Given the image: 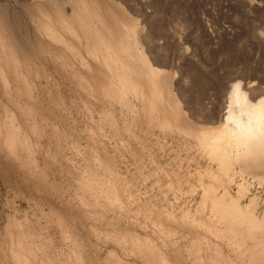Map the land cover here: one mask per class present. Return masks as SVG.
I'll use <instances>...</instances> for the list:
<instances>
[{"label":"rangeland","instance_id":"374dc122","mask_svg":"<svg viewBox=\"0 0 264 264\" xmlns=\"http://www.w3.org/2000/svg\"><path fill=\"white\" fill-rule=\"evenodd\" d=\"M82 1L84 11L79 0H0V47L10 42L21 61L15 76L3 60L0 119L11 111L22 134L14 157L0 149V264L21 256L69 264L73 251L87 264L110 252L128 264L253 263L262 249L242 233L231 241L212 197L242 206L255 197L264 219V173L218 172L188 132L227 122L236 83L259 97L247 87L264 85V0ZM38 8L75 30L76 38L64 29L63 37L80 43L82 59L40 33ZM122 13L137 23L150 63L166 71L155 111L141 97H110V72L89 54L98 45L143 83L141 61L121 46ZM137 239L145 248L133 253Z\"/></svg>","mask_w":264,"mask_h":264},{"label":"bare ground","instance_id":"6f19581e","mask_svg":"<svg viewBox=\"0 0 264 264\" xmlns=\"http://www.w3.org/2000/svg\"><path fill=\"white\" fill-rule=\"evenodd\" d=\"M78 3L80 9L83 10V1L79 0ZM36 10L40 20V26L42 28L40 33L43 32L46 36H48V37L45 36V38H48V40L50 38L51 42L53 41L54 43L62 44V45L69 43V39L68 42H66V39L64 38L65 36L63 37L64 35L63 29L68 33V35L70 34L69 37H71V39L77 37L75 30H73V28L69 26L67 27L64 26L63 29H60V27L62 26L60 27L58 26L54 18L47 10L43 8H38ZM116 23L118 24L119 28L123 31V37L121 38V46L123 47V50L126 51L128 59L131 60V58H135L141 61L140 66L141 69L143 70L142 73L146 76V78L144 77L143 83H141L139 79H136L130 73V71L127 69V66H123L122 69L121 68L116 69V66L118 65L113 63L114 62L113 54L110 52L102 51V49L99 48L98 45H95L93 49L89 52V54L92 58H96L98 60L101 59L102 65L106 67L110 72V77L112 79L111 86H109L110 88L108 89V95L110 97L122 102L125 101L127 95H133L134 98L136 96L141 97L145 101L147 107L155 111L159 107V101H160L159 99L161 97L160 85L163 79L165 78L166 71L153 66L145 56L143 49H141L138 46L139 43L137 38L138 28H137V23L135 21H133L132 19H130L129 17L125 16L122 13V16L116 18ZM71 41L73 44V40ZM72 44H68L69 46L68 45L65 46L61 45V46L62 47L67 46L66 48L69 47L70 48L69 50L71 52L72 51L75 52V53L73 52L75 56L78 55L77 57H80L81 56L80 51L79 49H77L80 47V43H78L79 45H77L79 47H76L75 45ZM3 48L4 47H0V60H2L1 64L3 63L4 60L6 63H8V65L9 63L10 65H13L12 68H14L15 71L14 69L12 70L15 73V76L16 75L19 76L20 74L18 75L16 71L21 73L19 67L21 61H19L16 57L14 46H12L9 42L7 51L3 50ZM3 64L0 65V75L3 74L4 72L2 71L4 70V68L2 67ZM88 66L86 64V68ZM21 77L20 78L16 77V78L21 79ZM254 85H255L254 83H251L250 85H248V87L246 86L250 93L249 96L250 98H253L255 94H259L258 95L259 97L257 99H254V101H252L253 99L250 100L247 97V93L240 89V85L238 83L234 85L233 91L231 95L228 97L229 101L227 107L228 108V115L226 118L227 122L223 126H208V127L203 126L200 127L199 129L188 132L199 140V142L206 149L210 157L218 161L219 163L218 172L226 173V175L231 173V174H238L239 176H244L245 174L260 175L261 173L262 174L264 173V85L261 86L262 88H259V86L254 87ZM146 90L148 91L146 92ZM146 93L149 94L147 95ZM236 104L239 107L238 113H236L234 110V105ZM4 112H5V117L3 119L2 118L0 119V149L8 150L7 153L9 155L15 156L17 151V146L19 143H21L19 139L22 136V134H20L21 133L20 126L16 125V123L13 121L11 111L9 112L8 109L4 108ZM230 121H234V124H230L229 123ZM235 164H238L239 168L235 169L234 167ZM219 178L220 177L216 179L220 180ZM256 178L261 180L262 177L258 176ZM240 187L241 190L247 189V185H245V183L241 184ZM93 194L102 199L103 198L106 199V197H108L107 194H105V192L101 190L99 191L94 190ZM240 195L241 194H239V196ZM224 196H226V194H224ZM108 199H110V201H113V199L109 197ZM256 206H257V200L255 199V197L251 198L249 203L245 204L244 206L240 205V203L236 201L234 198H232V196L230 199H226L225 197H220V196L212 197V208L215 211L216 215L218 216V219L228 225L229 227L228 231H230L231 232L230 234H232L230 235L232 239L231 241L232 242L233 240L237 241L239 239L238 235L240 233L247 235V237L251 236L256 241L255 247L262 249L261 251L262 253L261 254L257 253L259 255L256 258L253 255L251 256L250 261L251 262L253 261V263L251 264H264V219H260L255 215ZM210 210L211 208L209 209V211ZM112 237L115 240V242L117 241L118 244L120 243L118 235L117 236L113 235ZM235 245L237 246V244ZM241 246L243 245L241 244ZM142 248H145V246L142 245V243H139V240L137 239L134 241L131 249L133 253L134 252L136 253L137 251L138 252L141 251L140 249ZM70 255H69L70 256L69 264H87L82 260L83 258L81 259V256H79L80 254H77L76 252L73 251V253H71ZM248 256H250V254ZM121 258H119L115 254V252H110L108 254V258L104 259L102 264H128L127 262L124 261V259L122 260ZM20 262H23L22 264H28L27 263L28 260L24 256H21V259L18 262V264H20Z\"/></svg>","mask_w":264,"mask_h":264}]
</instances>
